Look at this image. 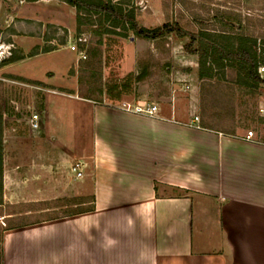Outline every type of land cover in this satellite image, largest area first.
<instances>
[{"label": "crops", "instance_id": "obj_1", "mask_svg": "<svg viewBox=\"0 0 264 264\" xmlns=\"http://www.w3.org/2000/svg\"><path fill=\"white\" fill-rule=\"evenodd\" d=\"M80 98L91 135L73 173L88 175L94 209L4 228L0 264H264V141L200 124L195 104L151 117ZM46 111L41 131L10 132L0 206H26L18 215L61 195L67 149L51 143L61 116Z\"/></svg>", "mask_w": 264, "mask_h": 264}, {"label": "rangeland", "instance_id": "obj_2", "mask_svg": "<svg viewBox=\"0 0 264 264\" xmlns=\"http://www.w3.org/2000/svg\"><path fill=\"white\" fill-rule=\"evenodd\" d=\"M114 1L133 9L139 25L145 27L177 21L187 31L201 27L221 30L223 10L239 13L238 27L258 37V43L264 39V0ZM75 16V8L62 0H0L3 159L8 166L10 132L13 129L22 135L30 126L32 113L39 116V127L33 129L37 132L41 131L44 111L61 116V135L57 124L48 125L50 136L57 135V141L50 138L51 143L61 141V148L64 145L67 149H61V169H56L61 195L45 202L48 206L59 203L60 196L80 201L89 191L88 175L76 178L71 169L76 160L83 159L78 150L88 147L91 135V104L80 97L110 105L122 100L157 106L168 103V112L170 105L177 108L176 118H186L188 106L195 104L194 116L200 124L232 134L252 131L254 139L264 141V84L254 89L235 84V72L228 67L218 69L217 79H200L198 54L184 47L187 36L170 33L144 39L132 32L126 37L99 34L94 32L97 15L85 16L94 24H83L84 31L77 34ZM47 48L50 50L45 52ZM11 57L15 60L9 61ZM116 93L121 94L120 100H111L109 96ZM45 206L29 207L36 211ZM24 210L26 206L19 204L0 206V239L2 230L9 226L61 215V207L18 215Z\"/></svg>", "mask_w": 264, "mask_h": 264}, {"label": "trees", "instance_id": "obj_3", "mask_svg": "<svg viewBox=\"0 0 264 264\" xmlns=\"http://www.w3.org/2000/svg\"><path fill=\"white\" fill-rule=\"evenodd\" d=\"M34 1V0H29ZM73 6L76 10V32L81 34L82 25L94 24L92 19L84 18L97 15L98 26L94 32L102 34H116L123 37L132 32L139 38L157 39L170 33L189 38L184 45L189 52L198 54V77L219 78V68H230L235 72L233 82L245 88L254 89L259 84H264V78L258 73V67L264 64V39L258 43V37L244 33V29L238 27L241 21L239 13L223 10V29L208 30L198 28L197 31H187L179 22H165L155 27L139 25L133 9H128L120 1L114 0H62ZM218 20H221L218 18ZM221 22V21H219ZM64 41H61L63 43ZM50 48L44 51H49ZM13 57L9 61H13ZM223 77V74H222ZM101 92V90H100ZM120 93L109 96L110 99H119ZM3 189V140H2V116L0 114V194ZM1 196V195H0ZM75 201L70 197L63 196L57 199L54 206L45 207L54 209L61 207V215L50 217H63L78 214L94 209V196L80 197ZM2 199L0 198V203ZM85 202L89 205L85 206Z\"/></svg>", "mask_w": 264, "mask_h": 264}, {"label": "built area", "instance_id": "obj_4", "mask_svg": "<svg viewBox=\"0 0 264 264\" xmlns=\"http://www.w3.org/2000/svg\"><path fill=\"white\" fill-rule=\"evenodd\" d=\"M72 50H75V46H71ZM84 57V56H83ZM258 73L261 78H264V65H260L258 67ZM185 88H189V85H185ZM118 109L123 110L125 112L136 113L145 116H156V112L158 110V106L156 104H133L129 101H122L118 105H116ZM194 120H198V116H194ZM30 126L32 129H37L39 127V116L36 113H32L30 117ZM253 137V132L248 131L245 135L246 139H251ZM83 161H75L71 169L75 173L76 177H81L83 175Z\"/></svg>", "mask_w": 264, "mask_h": 264}]
</instances>
